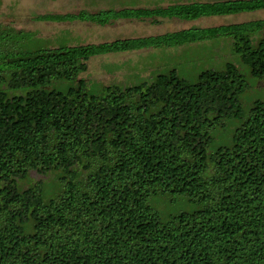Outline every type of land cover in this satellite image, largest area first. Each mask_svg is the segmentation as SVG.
Wrapping results in <instances>:
<instances>
[{"label": "trees", "instance_id": "16d2710c", "mask_svg": "<svg viewBox=\"0 0 264 264\" xmlns=\"http://www.w3.org/2000/svg\"><path fill=\"white\" fill-rule=\"evenodd\" d=\"M259 10L264 0L195 1L36 19L105 26ZM34 36L0 34V264H264V101L247 112L240 101L247 77L264 79V20L19 49ZM218 37L239 63L193 83L171 70L93 93L80 78L94 57ZM229 124L230 142L210 150ZM30 171L58 173L59 190ZM165 196L190 209L162 219L150 199Z\"/></svg>", "mask_w": 264, "mask_h": 264}, {"label": "rangeland", "instance_id": "374dc122", "mask_svg": "<svg viewBox=\"0 0 264 264\" xmlns=\"http://www.w3.org/2000/svg\"><path fill=\"white\" fill-rule=\"evenodd\" d=\"M216 2L228 0H0V34L10 31L31 32V41L19 44V49L35 51L79 44H98L117 39L156 36L189 28H208L227 24L264 20V10L235 15L202 17L197 20L178 19L119 20L105 26L86 22H50L36 18L46 14L77 13L80 10L95 12L103 9L122 8H165L171 4L191 2ZM227 62L239 63L231 52V41L227 38H214L208 41L185 44L172 48H151L125 53L109 54L91 58L88 69L80 75L88 85V90L98 93L104 85L128 87L151 82L158 74L175 70L179 77L196 82L198 75L206 70L222 71ZM249 89L241 96L244 111L252 102L264 101V79L247 77ZM58 87V86H55ZM235 124H229L224 138L220 131L214 133L215 140L210 150L230 142ZM57 175H39L30 171L29 180L42 181L50 195L57 192ZM29 183V182H27ZM151 205L161 214L162 219L190 206L184 197H155Z\"/></svg>", "mask_w": 264, "mask_h": 264}]
</instances>
